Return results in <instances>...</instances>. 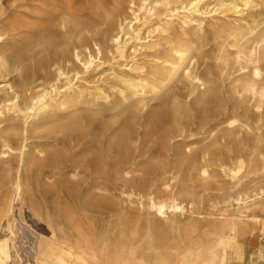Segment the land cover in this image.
<instances>
[{
  "label": "bare ground",
  "instance_id": "6f19581e",
  "mask_svg": "<svg viewBox=\"0 0 264 264\" xmlns=\"http://www.w3.org/2000/svg\"><path fill=\"white\" fill-rule=\"evenodd\" d=\"M9 1L0 264H264V0ZM18 34L63 57L28 80Z\"/></svg>",
  "mask_w": 264,
  "mask_h": 264
},
{
  "label": "rangeland",
  "instance_id": "374dc122",
  "mask_svg": "<svg viewBox=\"0 0 264 264\" xmlns=\"http://www.w3.org/2000/svg\"><path fill=\"white\" fill-rule=\"evenodd\" d=\"M2 3L3 8L7 11L8 7H10V1L9 0H0ZM21 10V9H19ZM7 13V12H6ZM82 17L83 20L86 21L87 23L90 22L92 18H96L95 14L91 9H83L82 12ZM52 39H56L59 37V34L57 32H52ZM7 47L13 49L14 53L20 56V59L23 62V66L26 67L27 72H26V78L29 80L32 73L34 71L38 70V67L41 63L46 62L48 60H51L54 55H57L59 59H61L63 56L60 54V49L57 48L56 46L49 47L46 45V43H41L40 45L34 44L29 36L23 35V34H18L16 38L12 41H8ZM104 52H103V60L107 61L110 58V54L107 53V51L111 48L110 43L105 42L104 44ZM212 61H209V65H212ZM201 70L204 69V64L202 61H200V67ZM9 82L12 83L13 85L16 86L18 83V78L17 74L13 73L6 78H0V87L2 84ZM173 92L178 96V97H183L184 94L188 90V86L185 80L181 79L180 81L175 82L172 88ZM0 95H3L2 92H0ZM166 98H160L158 100L152 101L151 105L152 107L156 108V110H160L166 106L165 104ZM152 108L151 110H153ZM241 111L243 114V117H245L252 128L255 130L257 124L260 125V132L264 133V111L262 114H258L257 112L253 111L250 107H248V104H244L241 107ZM7 125V123H1L0 128ZM246 133H243V137L246 139ZM30 141H40L38 138H33ZM149 145L147 143L145 147ZM248 178L246 177L244 180H247ZM264 178H259L258 180H263ZM209 193H215V185L209 184V189L207 190ZM209 197H206V202H208ZM12 217V216H11ZM28 217V216H27ZM28 219V218H27ZM29 223L32 224L33 226L37 229H39L38 225H36L35 221H32L30 219ZM43 232L46 233V230ZM257 243L261 246L264 247V239H259ZM21 256L24 258V253L21 252Z\"/></svg>",
  "mask_w": 264,
  "mask_h": 264
}]
</instances>
